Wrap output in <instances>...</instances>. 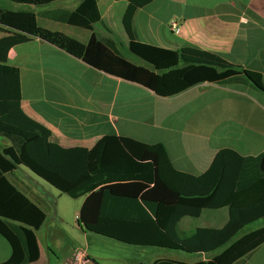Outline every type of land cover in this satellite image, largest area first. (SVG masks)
Wrapping results in <instances>:
<instances>
[{
    "label": "crops",
    "instance_id": "crops-1",
    "mask_svg": "<svg viewBox=\"0 0 264 264\" xmlns=\"http://www.w3.org/2000/svg\"><path fill=\"white\" fill-rule=\"evenodd\" d=\"M81 1L30 8L0 0L1 10L35 15L39 34L10 47L5 64L18 71L22 112L49 131L51 143L90 150L103 137L114 135L161 144L175 171L195 177L208 170L220 151L230 150L242 158L264 152V0H153L136 9L132 33L137 42L173 51L192 47L219 57L251 80L249 85L200 83L170 98L82 61L66 40L85 46L94 34L127 61L142 65L130 59L122 27L129 3L96 0L100 19L89 31L63 20ZM171 21H176L178 34L170 29ZM11 33L0 26V39ZM10 145L0 137V151ZM4 176L45 215L34 232L39 251L35 264H65L77 247L87 249L90 264H129V258L115 254L114 240L78 224L84 198L59 193L22 166ZM261 221L239 236L263 227ZM227 222V208L203 210L197 219L183 218L178 228L191 233L198 228L221 229ZM10 256V245L0 236V264ZM187 256L141 264L205 260L201 255ZM243 264H264V243Z\"/></svg>",
    "mask_w": 264,
    "mask_h": 264
},
{
    "label": "trees",
    "instance_id": "trees-1",
    "mask_svg": "<svg viewBox=\"0 0 264 264\" xmlns=\"http://www.w3.org/2000/svg\"><path fill=\"white\" fill-rule=\"evenodd\" d=\"M2 1L38 8L74 0ZM126 1L122 27L129 53L142 65L127 61L94 34L85 46L66 40L86 65L162 98L200 83L250 84L248 75L213 54L137 42L132 33L135 11L153 0ZM99 19L96 0H82L63 18L89 31ZM0 26L13 32L0 39V137L11 144L0 151V236L11 248L10 259L3 264H35L39 257L34 232L45 215L4 176L19 166L71 199L84 198L78 224L121 244L205 257L191 264H243L264 243V226L239 236L264 220V152L242 158L220 151L208 170L195 177L175 171L161 144L114 135L103 137L90 150L53 144L49 131L22 112L18 71L5 64L10 47L39 34L35 15L0 9ZM222 208L228 209V222L221 229L184 233L178 228L183 218L197 219L203 210ZM153 264L187 263L163 259Z\"/></svg>",
    "mask_w": 264,
    "mask_h": 264
},
{
    "label": "rangeland",
    "instance_id": "rangeland-1",
    "mask_svg": "<svg viewBox=\"0 0 264 264\" xmlns=\"http://www.w3.org/2000/svg\"><path fill=\"white\" fill-rule=\"evenodd\" d=\"M130 59L136 64H141V61L130 54ZM75 203V200H70ZM262 222V221H261ZM259 221V223H261ZM197 223V222H194ZM258 223V222H257ZM256 224V223H255ZM113 241V240H110ZM113 246L118 249L117 256H123L129 258V264H141L143 262L152 261L156 258H173V259H188L189 256L180 252H171L169 250L158 249V248H144L127 246L125 244L118 243L116 241L112 242ZM118 245V246H117ZM114 264H118L117 262Z\"/></svg>",
    "mask_w": 264,
    "mask_h": 264
},
{
    "label": "built area",
    "instance_id": "built-area-1",
    "mask_svg": "<svg viewBox=\"0 0 264 264\" xmlns=\"http://www.w3.org/2000/svg\"><path fill=\"white\" fill-rule=\"evenodd\" d=\"M170 29L174 34L179 33V28L176 21H171ZM91 260L87 253V249L83 247H77L73 250L71 256L65 264H90Z\"/></svg>",
    "mask_w": 264,
    "mask_h": 264
}]
</instances>
